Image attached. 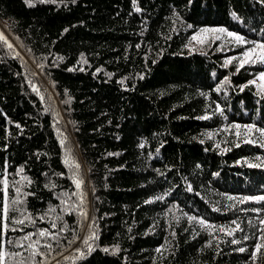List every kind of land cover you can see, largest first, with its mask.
Instances as JSON below:
<instances>
[{"label": "trees", "instance_id": "trees-1", "mask_svg": "<svg viewBox=\"0 0 264 264\" xmlns=\"http://www.w3.org/2000/svg\"><path fill=\"white\" fill-rule=\"evenodd\" d=\"M0 24L3 264H264V0H0ZM207 28L245 43L190 50Z\"/></svg>", "mask_w": 264, "mask_h": 264}, {"label": "snow or ice", "instance_id": "snow-or-ice-1", "mask_svg": "<svg viewBox=\"0 0 264 264\" xmlns=\"http://www.w3.org/2000/svg\"><path fill=\"white\" fill-rule=\"evenodd\" d=\"M42 2H43V0H42ZM137 10H139V9H137ZM202 31H205V32H207V31H213V32H225L226 30L223 29V28H220V29H211V30H209V29H203ZM228 35L234 37V39H235L236 41L240 42V43H245L244 38L241 37V36L235 35L234 33H231V32H229ZM192 39H193V40H196L197 37H196V36H193ZM0 40H5V43H7L5 37L3 36V33H0ZM8 46H9V48L12 47L10 44H9ZM259 47L262 48V49H264V44L259 45ZM255 51H256V49H255V48H252V49L248 50L247 52H245V53H244V59L240 61V63H239V67H243L245 62H255L254 60L251 59L252 56H253V54L255 53ZM260 62L264 63V57H261V58H260ZM227 63H231V60L226 61V64H227ZM260 79H261V80H264V72H261V73H260ZM253 83H255V81H253ZM202 118H203V119H208V117H202ZM262 134H264V132H262ZM67 157H68V158L65 160V163H66V164H69L70 167H75V168L78 169V168H79V164H76L74 161L71 160L70 153L67 154ZM4 183H5V188H6V187H7V181H5ZM81 183H82L81 181H77V182H76L78 188L80 187V184H81ZM256 199H264V197H260V198H256ZM81 215H85V216H86V213L81 212ZM4 218L7 219V207H5V209H4ZM14 223H21V224H23L24 221H23V220H18V221H14ZM200 223H201V224H204V221L201 220ZM3 228H4V230H5V233H4V234H6V230H7V228H8V225L5 223V224L3 225ZM39 235H40V236H44V235H46V232L41 231V232L39 233ZM29 238H30V237H26V239H29ZM96 238H97V237H96L95 233H93L90 237L86 238V239L83 241L84 245L88 247V251H89V252L92 251V246L89 244V240H91V239H96ZM34 243H38V241H37V242H34ZM20 246L23 247V245H20ZM32 246H33V245H29V247H32ZM47 247L50 248L51 246L48 245ZM259 247H260V246H257V251H259ZM104 251H108V249H104ZM116 251H119V249H116ZM241 251H243V249H241ZM82 255H83V254H82ZM3 262H4V254H3V253H0V264H3Z\"/></svg>", "mask_w": 264, "mask_h": 264}, {"label": "rangeland", "instance_id": "rangeland-1", "mask_svg": "<svg viewBox=\"0 0 264 264\" xmlns=\"http://www.w3.org/2000/svg\"><path fill=\"white\" fill-rule=\"evenodd\" d=\"M207 29L211 30V29H216V28H207ZM0 33H3V36L10 39L9 34H7V32L5 31L4 27L1 24H0ZM193 36H196L197 39L193 40L192 39ZM193 36L190 39L189 46H188L190 50L207 49L208 47L212 46L213 44L216 45V43H218L217 44L218 47L219 46H221V47L228 46L229 42L230 43H237L239 45H244V43H240V42L236 41L234 39V37L229 36L228 33H226V32H213V31L205 32V31L201 30ZM252 48H255L256 51L258 49L257 46H252V47H248L246 52ZM256 51L251 58L252 60H256V57H255ZM243 59H244V55L242 56L241 60H243ZM245 63H252V62H245ZM256 82H257L259 88L262 91H264V80L260 79V75L257 77Z\"/></svg>", "mask_w": 264, "mask_h": 264}]
</instances>
